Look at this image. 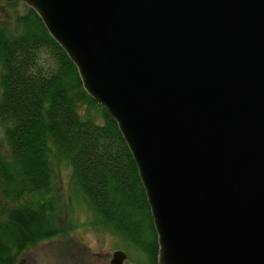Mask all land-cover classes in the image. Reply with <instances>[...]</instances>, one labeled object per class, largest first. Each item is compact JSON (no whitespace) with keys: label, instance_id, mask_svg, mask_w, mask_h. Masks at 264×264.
Returning a JSON list of instances; mask_svg holds the SVG:
<instances>
[{"label":"water","instance_id":"95a60500","mask_svg":"<svg viewBox=\"0 0 264 264\" xmlns=\"http://www.w3.org/2000/svg\"><path fill=\"white\" fill-rule=\"evenodd\" d=\"M17 1L115 122L155 264H264V0Z\"/></svg>","mask_w":264,"mask_h":264},{"label":"trees","instance_id":"16d2710c","mask_svg":"<svg viewBox=\"0 0 264 264\" xmlns=\"http://www.w3.org/2000/svg\"><path fill=\"white\" fill-rule=\"evenodd\" d=\"M1 7L0 264L61 232L58 163L69 167L70 197L81 196L89 223L155 264L144 190L115 122L35 12L17 0Z\"/></svg>","mask_w":264,"mask_h":264},{"label":"rangeland","instance_id":"374dc122","mask_svg":"<svg viewBox=\"0 0 264 264\" xmlns=\"http://www.w3.org/2000/svg\"><path fill=\"white\" fill-rule=\"evenodd\" d=\"M18 9L22 11V8ZM0 10L4 12V7ZM54 186L61 194V232L23 251H28L26 256L30 257L32 264H109L111 252L116 249H122L127 254L124 264H143L144 257L131 246L126 244L124 247L108 231L89 223L90 213L81 196L70 197L67 164L58 163L55 166ZM20 264L26 263L22 261Z\"/></svg>","mask_w":264,"mask_h":264},{"label":"flooded vegetation","instance_id":"af4514ba","mask_svg":"<svg viewBox=\"0 0 264 264\" xmlns=\"http://www.w3.org/2000/svg\"><path fill=\"white\" fill-rule=\"evenodd\" d=\"M28 249V248H27ZM23 251H26L25 249L23 250ZM23 251H21L20 253H19V258L17 259V261H16V263L15 264H20L22 261L24 262V263H26V264H32L31 263V261H30V257H27L26 255H28V254H26L27 252H23ZM61 263V262H60ZM58 264H59V262H58Z\"/></svg>","mask_w":264,"mask_h":264}]
</instances>
